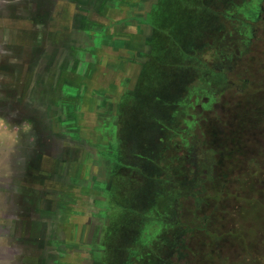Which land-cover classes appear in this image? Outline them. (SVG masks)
Returning <instances> with one entry per match:
<instances>
[{
	"label": "rangeland",
	"instance_id": "374dc122",
	"mask_svg": "<svg viewBox=\"0 0 264 264\" xmlns=\"http://www.w3.org/2000/svg\"><path fill=\"white\" fill-rule=\"evenodd\" d=\"M20 2L0 0V26ZM151 3L150 52L138 53L133 88L112 111L121 166L110 171L107 223L90 264H264L262 182L253 183V204L241 198L237 210L228 200L218 212L210 198L216 174L233 194L241 192L238 177L264 169V0ZM50 8L23 0L17 11L27 22ZM2 28L0 116L33 120L40 145L52 130L40 123L47 85L35 80L38 95L20 108L17 76L42 65L46 48L15 49V36L30 43L36 34L27 25L16 35Z\"/></svg>",
	"mask_w": 264,
	"mask_h": 264
},
{
	"label": "crops",
	"instance_id": "0c3cea01",
	"mask_svg": "<svg viewBox=\"0 0 264 264\" xmlns=\"http://www.w3.org/2000/svg\"><path fill=\"white\" fill-rule=\"evenodd\" d=\"M45 1L52 8L32 12L27 22L17 11L21 2L15 4V16L4 18L0 26L16 35L27 25L30 30H25L36 34L30 43L15 36V49L46 48L47 59L39 55L42 65L32 66L25 79L19 73L17 91L25 97L20 105L24 108L30 96L38 95L35 80L45 82L42 97L45 94L48 114L40 123L52 129L40 145L33 129L21 133L10 160L5 156L0 163V237L7 238L0 248V264H79L75 256L86 251L92 239L86 227L93 220L92 214L82 215L80 210L88 203L106 207L110 171L121 162L112 111L125 90L133 88V59H144L138 57L137 46L144 48L141 53L150 52L145 36L153 32L148 14L157 0ZM24 80L30 81L27 88H22ZM24 122L35 125L27 119L11 123ZM104 160L112 167L105 180L95 168ZM100 181L107 184L103 198L86 201L82 192L102 186ZM26 214L31 216L29 223ZM42 218L53 220L47 229L39 222ZM44 229L46 237L38 240ZM71 250L76 252L74 259L64 260Z\"/></svg>",
	"mask_w": 264,
	"mask_h": 264
},
{
	"label": "flooded vegetation",
	"instance_id": "af4514ba",
	"mask_svg": "<svg viewBox=\"0 0 264 264\" xmlns=\"http://www.w3.org/2000/svg\"><path fill=\"white\" fill-rule=\"evenodd\" d=\"M238 21H240L239 18H238ZM139 46H137L138 47L137 48L138 53L140 51H144L143 50L144 48L139 47ZM133 61L135 62L136 66H137V64H139V62H141L138 60L135 61V59H133ZM133 69H134V71H133ZM133 69H132V67L129 68V72L131 71V73H132V71H133V78H134V75L136 72V70H135L136 67L134 66ZM196 106H198V108H200L201 112H204V110H206V109H204L205 107L202 104H199V102ZM228 108H229V106H228ZM206 112H208V111H206ZM95 141H98V139H95ZM98 144H100V142ZM118 162H120V161H118ZM100 164H101L102 168L100 167V165H96L95 168H96L97 172H99L98 176L100 178H102L103 180H105L106 176L104 174H108L109 170L112 168L111 162L108 160H104V161H100ZM116 165H119V164L116 162ZM119 166H121V165H119ZM119 169L122 173L127 174L126 169H124V168H119ZM100 172H102V173L100 174ZM104 176H105V178H104ZM100 183L102 186H99L98 188H92V189H90L91 187H89L84 192H82V194H84V198L86 201L98 202V200H100V198H103V196L105 195V191L103 190V188H104V186H107V184L104 181H100ZM41 196H42V194L40 195V197ZM39 201H40V203L44 202V200L42 201V199H40ZM87 206L88 207L86 210H80V212L82 213V215L92 214L93 220L89 221L90 223L86 227V230H88V232H90L89 235L90 234L92 235V239L87 240V242H86L87 244H85L86 247L84 248V249H86V251H84L83 253H78V255L75 256L76 252L74 250H71V253L67 254L64 257V260L70 259V258L74 259V256H75V259H78L77 261L79 262V264H90L91 253H93L94 250L98 249L100 229L103 228L104 225L107 223V218H106L107 216H105V214H107V212H108V210H107L108 207L107 206L105 207L104 205H96L94 203H91V204L88 203ZM25 216L27 217V223H29L31 221L30 214H26ZM44 220H47V219H45V218L39 219V222L43 221L46 224V226H47L46 229H47L48 225L51 224V222H53V220H51V218L49 220H47L49 222L48 224ZM42 225H44V224L42 223ZM45 237H46L45 236V229L43 231H41L40 234H38L36 236V238L38 240H44ZM81 244H83L82 246H84V243H81ZM42 249H44V248H42ZM49 262H50V259H49ZM74 263H76V262H73L72 264H74Z\"/></svg>",
	"mask_w": 264,
	"mask_h": 264
},
{
	"label": "trees",
	"instance_id": "16d2710c",
	"mask_svg": "<svg viewBox=\"0 0 264 264\" xmlns=\"http://www.w3.org/2000/svg\"><path fill=\"white\" fill-rule=\"evenodd\" d=\"M218 147H219V145H217V146L215 145V150L213 151V152H215V154L218 153V149H217ZM218 154H219L218 159L223 160V158L220 155L221 153L219 152ZM257 167L259 168V170L256 171L255 174L251 173V175H249V173H246V175H244L245 174L244 173L243 174L244 176H241V177L237 178L238 182H240V185H239V188L241 187V192L240 193H238V190H237L235 192L233 191V194H231L229 192V189L224 187L226 183H224V181L221 179V174L222 173L216 174V180H215V181H217L216 187L214 188V193L212 195H210V198H212V201L214 202V205H215L214 208L215 209L218 208L216 211L221 212V208H220L221 204L224 201L226 202L228 200H230L231 203H235L236 204V207H235L236 210H237V207L239 208V204H240L239 203L240 202L239 199H241V198H242L241 199L242 202L247 201L248 204H251V205L253 204V201H254V199H253L254 196H252V189L254 190L253 183H255L257 180H260L262 182V185L264 186V169H262L258 165H257ZM212 180H213V178H212ZM219 182H221V185H220ZM222 182L224 183L223 187H222ZM248 182L251 183V185L249 187L251 192H247L246 189H245V186L247 188V183ZM235 213H236L235 215H237V211ZM232 232H233V230L229 231V233H232Z\"/></svg>",
	"mask_w": 264,
	"mask_h": 264
},
{
	"label": "clouds",
	"instance_id": "9594fccd",
	"mask_svg": "<svg viewBox=\"0 0 264 264\" xmlns=\"http://www.w3.org/2000/svg\"><path fill=\"white\" fill-rule=\"evenodd\" d=\"M32 125L24 122L21 125H13L7 118L0 116V163L3 162L5 156L10 160L13 151L20 143L21 133H30ZM8 151H5V150ZM10 170V163L5 168V174ZM3 221H0L2 223ZM7 244L6 237H0V248H4Z\"/></svg>",
	"mask_w": 264,
	"mask_h": 264
}]
</instances>
